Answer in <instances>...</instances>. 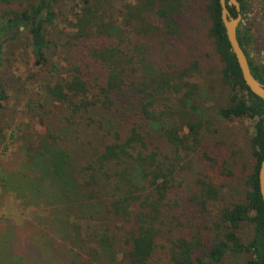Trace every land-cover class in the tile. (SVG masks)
Returning a JSON list of instances; mask_svg holds the SVG:
<instances>
[{"label": "trees", "instance_id": "1", "mask_svg": "<svg viewBox=\"0 0 264 264\" xmlns=\"http://www.w3.org/2000/svg\"><path fill=\"white\" fill-rule=\"evenodd\" d=\"M238 1V39L264 84V57L252 52L264 50V39L243 22L247 0ZM188 8L203 10L222 64L229 97L217 115L254 120L247 138L254 164L243 174L230 166L227 132L201 110L209 102L198 100L203 88L194 79L203 75L202 59L179 42ZM228 9L237 16L234 5ZM18 84L44 94L28 105L25 158L19 154L3 178L5 189L24 206L44 207L63 239L76 217L96 222L83 242L86 264H231L230 257L264 264V101L243 78L220 0L199 7L195 0H0V141ZM195 159L202 169L188 182L183 171ZM186 204L195 205L194 216H186ZM53 229L32 233L43 262L76 264ZM16 233L12 227L0 239L1 263H23Z\"/></svg>", "mask_w": 264, "mask_h": 264}, {"label": "rangeland", "instance_id": "2", "mask_svg": "<svg viewBox=\"0 0 264 264\" xmlns=\"http://www.w3.org/2000/svg\"><path fill=\"white\" fill-rule=\"evenodd\" d=\"M205 1L206 0H195L197 7L204 4ZM184 2L187 5L188 3H192V0H184ZM247 6L250 9V13L243 22L250 25L251 33H253L254 36H259L264 39V0H247ZM202 11L203 10L193 13L192 8H188L186 13L180 16V20H183L184 28L183 37L179 42H181L182 47L185 48V54H188L189 49L196 52L202 59L203 75H197L194 79L199 82L203 88L201 94H199L198 100L204 102L205 99L208 98L209 102L204 103L201 106V110H208L206 114L207 118L213 119L216 126H220L227 132L228 135L226 136L230 139V150L228 155L229 162H231L230 166L238 168V170L240 169L242 172H237L243 174L247 170H250L254 164V158L249 151L247 143L248 135L253 130L254 120L243 117L228 122L217 115V111L221 105L227 103L229 96L228 91L224 90L220 84L219 79L221 76L220 69L222 68V64L207 36V21L202 18ZM252 52L258 56L264 57V50H252ZM11 59L15 62V59ZM17 68V62H15L12 69ZM19 82L21 83L22 80ZM17 87L18 90L13 95L12 103V114L14 113L12 117H14L8 120L10 127L6 131L5 139L0 141V239L7 230L11 231V228L15 227L17 237L15 238L16 241L14 242V246L22 248L17 251V253L23 254L25 258L22 264H45L41 256V250L34 247L32 233H44L46 228H55L56 224L53 223V216L47 217L46 213H43L44 207H39L38 209L32 205H22L9 189H5L6 182H4L3 179L14 171L16 161L25 158L22 152L27 143L24 140V132L29 130L27 126H29L30 121H32V113L28 105L31 104L33 100H43L44 94V88L41 86L26 88L23 84H18ZM21 153L23 156L18 160L19 154ZM201 169L202 164L195 159L193 166L184 170L183 173H185L188 182H190L197 178L198 172ZM242 183V175L241 177L237 176L232 186V192L234 194L239 195ZM211 209H213V206H211ZM186 210L187 217L194 216L196 213L194 204H186L184 211ZM43 219L44 221L42 222ZM73 222H75L76 227L69 226L66 230L67 234H65V239L62 237L65 232H57L53 229L49 233L54 237L53 240L55 243L61 244L64 248L63 255L66 260H71L74 253H76V264H86L85 258L87 254L85 250H83V248H85L83 242L97 231L98 225L87 217H76ZM247 229L249 236L251 228L247 227ZM75 237L76 244L72 242ZM2 259L3 257L0 258V260ZM240 259L241 258L238 257H230L229 262L231 264H238ZM0 264L5 263L0 262Z\"/></svg>", "mask_w": 264, "mask_h": 264}, {"label": "water", "instance_id": "3", "mask_svg": "<svg viewBox=\"0 0 264 264\" xmlns=\"http://www.w3.org/2000/svg\"><path fill=\"white\" fill-rule=\"evenodd\" d=\"M229 1V2H228ZM228 3L234 5L238 11L237 16H233L228 9ZM221 18L226 28V33L231 45V50L237 58L242 71L243 78L249 90L264 101V84L260 82L252 73L248 57L241 46L237 29L242 22L241 3L238 0H220ZM264 127V116H263ZM259 187L264 201V159L259 168Z\"/></svg>", "mask_w": 264, "mask_h": 264}]
</instances>
